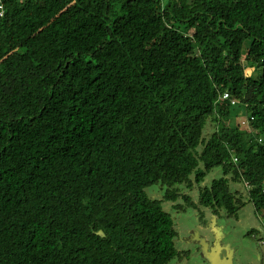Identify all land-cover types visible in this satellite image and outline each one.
Returning a JSON list of instances; mask_svg holds the SVG:
<instances>
[{
    "label": "trees",
    "instance_id": "obj_1",
    "mask_svg": "<svg viewBox=\"0 0 264 264\" xmlns=\"http://www.w3.org/2000/svg\"><path fill=\"white\" fill-rule=\"evenodd\" d=\"M1 3L0 264H167L194 185L264 219V0Z\"/></svg>",
    "mask_w": 264,
    "mask_h": 264
},
{
    "label": "rangeland",
    "instance_id": "obj_2",
    "mask_svg": "<svg viewBox=\"0 0 264 264\" xmlns=\"http://www.w3.org/2000/svg\"><path fill=\"white\" fill-rule=\"evenodd\" d=\"M250 71L251 68L247 67L246 73ZM238 122H240L238 119L235 120V123ZM208 132L210 131L207 130L206 133ZM220 176H222L220 167L212 169L205 176L201 186L208 185L212 179ZM233 185L244 192L242 184ZM164 190L165 186L160 183H154L146 188L147 194L156 199L163 198ZM197 190L198 186L194 185L184 191L196 203L194 207L191 205H184L179 209L172 207L173 203H178L179 200L162 202L163 208L171 214L177 232L174 239L175 247L181 253L186 252L175 256L167 264H209L197 241L201 238L207 240L210 245L217 240L216 238L223 246L229 245L234 251L233 264H264V244L259 243L264 239V219L259 216L247 197L243 198L245 203L238 209L236 216H227L223 210L214 215L209 207L198 205ZM202 219L212 222V227L204 225ZM215 227L219 229L218 232L214 230Z\"/></svg>",
    "mask_w": 264,
    "mask_h": 264
},
{
    "label": "water",
    "instance_id": "obj_3",
    "mask_svg": "<svg viewBox=\"0 0 264 264\" xmlns=\"http://www.w3.org/2000/svg\"><path fill=\"white\" fill-rule=\"evenodd\" d=\"M214 230L218 232L219 229L215 228ZM216 239L217 240L210 245L207 240L201 238L199 243L203 256L207 259L209 264H233V249L229 245L223 246L219 239Z\"/></svg>",
    "mask_w": 264,
    "mask_h": 264
},
{
    "label": "built area",
    "instance_id": "obj_4",
    "mask_svg": "<svg viewBox=\"0 0 264 264\" xmlns=\"http://www.w3.org/2000/svg\"><path fill=\"white\" fill-rule=\"evenodd\" d=\"M3 6H2V3H1V0H0V16L2 15V13H3V8H2ZM226 97H228V95H227V93H225L223 96H222V98L224 99V98H226ZM231 103H233V101H231ZM264 243V240L263 241H261V243Z\"/></svg>",
    "mask_w": 264,
    "mask_h": 264
},
{
    "label": "clouds",
    "instance_id": "obj_5",
    "mask_svg": "<svg viewBox=\"0 0 264 264\" xmlns=\"http://www.w3.org/2000/svg\"><path fill=\"white\" fill-rule=\"evenodd\" d=\"M263 188H264V187H263ZM215 228H216V227H215ZM215 228H214V229H215ZM216 229H217V228H216Z\"/></svg>",
    "mask_w": 264,
    "mask_h": 264
},
{
    "label": "crops",
    "instance_id": "obj_6",
    "mask_svg": "<svg viewBox=\"0 0 264 264\" xmlns=\"http://www.w3.org/2000/svg\"><path fill=\"white\" fill-rule=\"evenodd\" d=\"M234 252V251H233Z\"/></svg>",
    "mask_w": 264,
    "mask_h": 264
}]
</instances>
